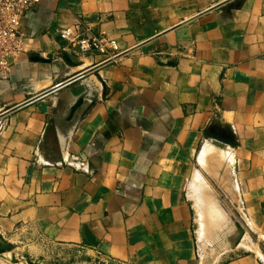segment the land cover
<instances>
[{
  "label": "crops",
  "instance_id": "1",
  "mask_svg": "<svg viewBox=\"0 0 264 264\" xmlns=\"http://www.w3.org/2000/svg\"><path fill=\"white\" fill-rule=\"evenodd\" d=\"M221 1L40 0L19 19L0 112L106 60L68 62L59 29L80 24L118 53ZM210 164H228L224 194L246 230L235 248H250L246 234L264 239V0H232L1 118L0 236L23 229L121 264H208L189 184Z\"/></svg>",
  "mask_w": 264,
  "mask_h": 264
},
{
  "label": "rangeland",
  "instance_id": "2",
  "mask_svg": "<svg viewBox=\"0 0 264 264\" xmlns=\"http://www.w3.org/2000/svg\"><path fill=\"white\" fill-rule=\"evenodd\" d=\"M210 165L211 168L202 167V172L200 169L194 170L189 184L190 200L198 225L197 236L203 242L202 253L207 263L215 264L221 257L233 255L240 250L260 249L264 254L262 235L244 232L243 235L246 234L248 242H251L250 248H235L243 240L241 231L246 230L234 214V206L224 194L230 182L228 164ZM8 240L0 236V242L6 244L0 251V264H121L79 247L46 241L23 229L21 233H13V237Z\"/></svg>",
  "mask_w": 264,
  "mask_h": 264
},
{
  "label": "built area",
  "instance_id": "3",
  "mask_svg": "<svg viewBox=\"0 0 264 264\" xmlns=\"http://www.w3.org/2000/svg\"><path fill=\"white\" fill-rule=\"evenodd\" d=\"M39 1L0 0V79L8 76L12 59L22 47V38L18 32L21 15ZM57 33L65 41L64 51L67 50L71 55L78 56L88 51H95L104 59H108L118 50L115 41L93 36L88 33V28L77 23L73 27L61 28Z\"/></svg>",
  "mask_w": 264,
  "mask_h": 264
},
{
  "label": "water",
  "instance_id": "4",
  "mask_svg": "<svg viewBox=\"0 0 264 264\" xmlns=\"http://www.w3.org/2000/svg\"><path fill=\"white\" fill-rule=\"evenodd\" d=\"M230 1H232V0H222L221 2H218L217 4H214L213 6H210L209 8H207V9L201 11V12H198L197 14H195V15H193V16L185 19V20H182L181 22L173 25L172 27L168 28L167 30L159 32V33L155 34L154 36H152L151 38H149V39H147V40H145L143 42H140V43H138V44H136V45H134V46H132V47H130L128 49L120 51V52L116 53L115 55H113L111 58L103 60L102 62H99V63H97V64H95V65H93V66H91V67L79 72V73H76L73 76H71L69 78H66L65 80H63V81H61V82H59V83H57V84H55V85H53L51 87L39 92V93L27 98L26 100L22 101L21 103L16 104V105H14V106H12V107L0 112V119L3 118L4 116H6L7 114L15 111L16 109H18L20 107H23V106H25V105H27V104H29V103H31V102L43 97V96H45V95H47V94H49V93H51V92L63 87V86H65V85H67V84H69V83H71V82H73V81H75V80L87 75V74L91 73V72L95 71L96 69H98V68H100V67H102V66H104V65H106V64H108L110 62H112L113 60H115V59H117V58H119V57H121V56H123L125 54H128V53H130V52H132V51H134V50H136V49H138L140 47H142L146 43H148V42L160 37L161 35L165 34L166 32H168V31H170L172 29H175L176 27H179V26H181L183 24H186L187 22H189V21H191V20H193V19H195V18H197V17H199V16H201V15H203V14H205V13H207V12H209V11L215 9V8H217V7H220V6L226 4V3L230 2ZM65 58L68 60V62H70L72 64L77 62L76 58L73 55H71V54L65 53ZM79 103L80 102L78 101L76 104H74L71 107L70 113L73 112V110L79 105ZM5 246H6L5 243H1L0 242V251L3 250L5 248Z\"/></svg>",
  "mask_w": 264,
  "mask_h": 264
},
{
  "label": "bare ground",
  "instance_id": "5",
  "mask_svg": "<svg viewBox=\"0 0 264 264\" xmlns=\"http://www.w3.org/2000/svg\"><path fill=\"white\" fill-rule=\"evenodd\" d=\"M208 150H209V149H208ZM208 150H207V151H208ZM208 152H210V150H209ZM208 152H205V153H208ZM208 154L210 155L211 153H208ZM208 154H207V155H208ZM198 173H199V172H198ZM194 176H195V175H194ZM196 176H197V175H196ZM198 177H199V176H198ZM197 180H198V179H197ZM200 180H201V179H199V181H200Z\"/></svg>",
  "mask_w": 264,
  "mask_h": 264
}]
</instances>
